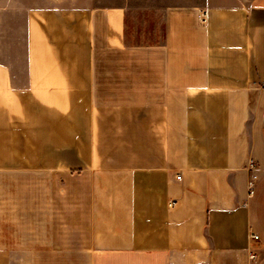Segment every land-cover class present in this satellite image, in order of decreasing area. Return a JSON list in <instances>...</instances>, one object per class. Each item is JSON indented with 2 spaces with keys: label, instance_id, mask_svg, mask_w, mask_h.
Segmentation results:
<instances>
[{
  "label": "crops",
  "instance_id": "obj_1",
  "mask_svg": "<svg viewBox=\"0 0 264 264\" xmlns=\"http://www.w3.org/2000/svg\"><path fill=\"white\" fill-rule=\"evenodd\" d=\"M12 11L0 164L47 184L0 204V264H264V0Z\"/></svg>",
  "mask_w": 264,
  "mask_h": 264
},
{
  "label": "rangeland",
  "instance_id": "obj_2",
  "mask_svg": "<svg viewBox=\"0 0 264 264\" xmlns=\"http://www.w3.org/2000/svg\"><path fill=\"white\" fill-rule=\"evenodd\" d=\"M20 0H0V60L5 58V47H4V27L5 20H11L13 26V32H17L19 35L20 22L19 19L15 21V15L10 18V14L5 12V9H15L19 7ZM24 1V0H23ZM66 2V0H25L28 9L42 6L46 2ZM100 1V0H97ZM107 1L108 3H116L120 0H101ZM18 18V17H17ZM16 29V31H15ZM18 40V36H17ZM19 49V47H17ZM19 51V50H18ZM19 52L16 53L15 57L19 59ZM23 59V53H22ZM28 155V160H35V148L21 149ZM21 150H12V161H19V155ZM1 151V150H0ZM1 155V154H0ZM2 157V155H1ZM36 166L34 164H0V204L8 205H31L37 203V185L40 188L46 187L47 182H37Z\"/></svg>",
  "mask_w": 264,
  "mask_h": 264
},
{
  "label": "built area",
  "instance_id": "obj_3",
  "mask_svg": "<svg viewBox=\"0 0 264 264\" xmlns=\"http://www.w3.org/2000/svg\"><path fill=\"white\" fill-rule=\"evenodd\" d=\"M201 17L203 18V20H205L206 12H202ZM248 169L250 171H255L257 169V165H256V163L253 160L249 163ZM177 178L181 179V175H178ZM258 179H259V177H258V175L256 173H253L251 175V178H250V181H249V195L250 196H254V194H255V188H256V183H257ZM252 237L254 239H258L259 238V236L257 234H253ZM252 257L254 258L255 255L252 254Z\"/></svg>",
  "mask_w": 264,
  "mask_h": 264
}]
</instances>
